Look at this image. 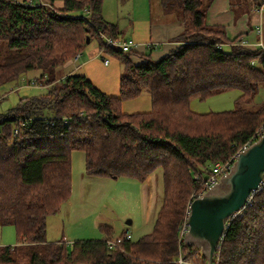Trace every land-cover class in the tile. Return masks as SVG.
I'll use <instances>...</instances> for the list:
<instances>
[{"label":"trees","instance_id":"16d2710c","mask_svg":"<svg viewBox=\"0 0 264 264\" xmlns=\"http://www.w3.org/2000/svg\"><path fill=\"white\" fill-rule=\"evenodd\" d=\"M55 1L63 3L61 9ZM213 1L159 0L163 12L180 17L183 30L174 39L179 45L154 59L152 45L144 53H123L103 44L99 33L122 36L102 16L103 0H44L47 7L0 0V49L6 47L0 87L37 70L30 82L48 88L0 114V224L12 225L17 234L15 245L0 246V264H176L179 249L188 260L201 257L178 241L188 206L213 166L255 140L264 122V103L247 109L264 84V51L238 46L243 35L228 40L223 26L207 25ZM86 38L120 59L118 98L79 73L57 79ZM234 90L240 94L230 111L190 110L193 98ZM143 91L151 100L149 112L120 111L122 100ZM74 151L83 152L84 170L93 177L143 183L162 170V202L151 233L132 241L124 240V231L117 237L122 243L112 248L106 241L115 238L104 225L102 239L46 241L47 218L71 194ZM251 196L228 220L213 264H264V186Z\"/></svg>","mask_w":264,"mask_h":264},{"label":"rangeland","instance_id":"374dc122","mask_svg":"<svg viewBox=\"0 0 264 264\" xmlns=\"http://www.w3.org/2000/svg\"><path fill=\"white\" fill-rule=\"evenodd\" d=\"M232 3L241 10L237 11V14L245 12L248 4L246 0V4L239 0H232ZM54 8L58 9L55 6ZM102 14L109 22L115 23L123 30L124 38L135 43L136 40H147L150 26L159 25L160 15L164 14L168 18L175 16L173 12L163 10L158 12V0H103ZM261 28L264 29L263 26ZM85 45L79 52L76 63L73 62V57L78 52L56 72L57 79L67 76L63 72L73 70L75 73L85 75L103 93L118 98L119 79L123 73L120 59L109 53H101L95 39ZM2 47L0 59L6 49ZM223 48L228 49L225 46ZM105 60L108 61L106 65ZM67 64L71 65L65 68ZM38 75L37 70L30 71L17 82L0 87V114H5L16 107L21 97H35L47 93L48 88L39 85L38 82L35 86L29 84L30 81L36 80ZM239 94L238 90H234L208 97L204 101L193 98L190 110L199 114L230 111L234 108V102ZM263 103L264 84L260 86L247 109H256ZM150 108L151 100L145 91L135 99L122 100L120 105V111L127 114L146 113ZM70 159L71 194L60 210L47 218L46 241L63 240L67 245H72L75 241L102 239L106 236L100 228L102 225L111 229L112 238H117L124 231H128L132 241L152 232L156 212L162 202L163 184L160 168L156 169L145 182L139 183L125 177L115 179L88 175L84 170L85 159L82 151L72 152ZM16 242L17 234L14 227L0 224V246H12ZM188 261L191 264H203L202 258L198 255Z\"/></svg>","mask_w":264,"mask_h":264},{"label":"water","instance_id":"95a60500","mask_svg":"<svg viewBox=\"0 0 264 264\" xmlns=\"http://www.w3.org/2000/svg\"><path fill=\"white\" fill-rule=\"evenodd\" d=\"M85 43H89L88 38ZM263 180L264 133L238 153L228 173L191 201L186 219L188 230L183 241L198 249L206 264H213L228 220L260 189Z\"/></svg>","mask_w":264,"mask_h":264},{"label":"crops","instance_id":"0c3cea01","mask_svg":"<svg viewBox=\"0 0 264 264\" xmlns=\"http://www.w3.org/2000/svg\"><path fill=\"white\" fill-rule=\"evenodd\" d=\"M239 1L246 4L245 0ZM246 1L248 4L245 12L237 14V11L241 10L233 6L232 0H214L206 12L207 15L205 21L209 26H223L228 40L243 35L241 39L245 41L247 40L248 42L246 49L254 50L258 48L257 45L259 43L264 45V29L261 28V26L264 28V7H260L264 3V0ZM62 5L63 3L60 1L54 2V6L58 9H61ZM160 10H162V8L159 5L158 0V12ZM103 17L105 18V16ZM118 29L120 28L118 27ZM182 30L183 25L179 16L175 14L174 17L168 18L162 14L159 16V25L155 24L150 26L147 40H136L137 47L134 50L144 53L146 52L147 45L152 44L154 50L151 55L154 59H159L162 55L179 45V42L174 41V39L182 32ZM121 31L122 36L124 37L123 30ZM258 31H260V34H258ZM70 65L71 64L65 65V68ZM73 73H75L73 70L63 72L64 75H70Z\"/></svg>","mask_w":264,"mask_h":264},{"label":"built area","instance_id":"2783aa9c","mask_svg":"<svg viewBox=\"0 0 264 264\" xmlns=\"http://www.w3.org/2000/svg\"><path fill=\"white\" fill-rule=\"evenodd\" d=\"M26 4H28L29 6H44V7H47V3L44 2V0H27ZM260 7H264V3L260 6ZM258 34H260V31H258ZM100 35V38L102 39L103 41V44H105L108 48L110 49H114V50H117V51H122L123 53H129V52H132L133 49H135L137 47V43H135L134 41L132 40H129V39H126L124 38L123 36H120L118 35L117 37H112V36H109V35H106V34H102V33H99ZM247 40H241L240 42H237L236 45L238 46H242V47H247ZM149 45H152V44H149ZM147 45V47L149 46ZM258 48H262V50L264 51V45L262 43H259L258 45ZM79 57V53L76 54V56L73 57V62L76 63L77 62V58ZM108 64V61L105 60L104 61V65ZM251 64H253V62H251ZM30 85L32 86H35V85H38L36 84V82H30L29 83ZM262 130L260 132H257V136H256V139L255 140H251L250 142L246 143L245 145H243L237 152H236V155H234L232 158H230L229 160L225 161V162H222V163H219V164H215L213 166V170H212V173L208 176V178L206 179V181L204 182V188H203V191L199 194V195H196L195 197H198V196H201L203 193H205L211 186H213L214 184H216L218 182V180L222 177V175H225L226 173H228V171L230 170V166L232 165V163L235 161L238 153L241 151V150H244L246 148H248L250 146L251 143H253L254 141H256L260 136L263 135L264 133V122L262 124ZM14 134L17 135V132L14 131ZM254 139V138H253ZM264 181V180H263ZM264 186V182L262 183V185L260 186V189ZM259 189V190H260ZM194 197V198H195ZM252 197V196H251ZM251 199V198H250ZM250 199L247 201V203L244 205L247 206L249 205L250 203ZM194 200V199H193ZM243 207V208H244ZM241 208L240 210H238L237 214L238 215L239 213H241L242 209ZM235 215V216H236ZM186 219H187V216H186ZM186 219L185 221L183 222V224L181 225V230L179 232V237H178V241H179V244L181 245L184 241H183V237L186 233V231L188 230V226L186 224ZM130 240L131 239V235L130 233L127 231L125 233V237H124V240ZM122 239L121 238H115V239H110L109 241H106L107 243V246L109 248H112V247H116V246H119L122 242ZM176 264H191L188 259L186 258V255H184L181 250L179 249V253H178V256H177V259H176Z\"/></svg>","mask_w":264,"mask_h":264}]
</instances>
